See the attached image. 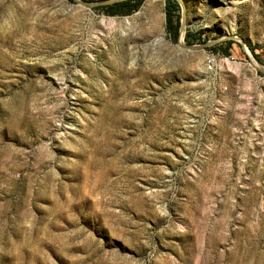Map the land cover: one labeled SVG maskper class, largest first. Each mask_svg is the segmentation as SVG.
Instances as JSON below:
<instances>
[{
	"label": "rangeland",
	"instance_id": "1",
	"mask_svg": "<svg viewBox=\"0 0 264 264\" xmlns=\"http://www.w3.org/2000/svg\"><path fill=\"white\" fill-rule=\"evenodd\" d=\"M177 2L0 0V264H264V0Z\"/></svg>",
	"mask_w": 264,
	"mask_h": 264
},
{
	"label": "trees",
	"instance_id": "2",
	"mask_svg": "<svg viewBox=\"0 0 264 264\" xmlns=\"http://www.w3.org/2000/svg\"><path fill=\"white\" fill-rule=\"evenodd\" d=\"M74 1V0H69ZM87 1H102V0H87ZM145 0H120L112 4L100 5L97 8L104 11L108 15H130L143 5ZM179 4L177 0H167L166 3V29L173 40H179L181 34V22L182 18L179 14ZM186 40L190 43L195 40L191 34L186 33ZM231 40L227 41L225 46V52L228 53V50L231 46Z\"/></svg>",
	"mask_w": 264,
	"mask_h": 264
},
{
	"label": "water",
	"instance_id": "3",
	"mask_svg": "<svg viewBox=\"0 0 264 264\" xmlns=\"http://www.w3.org/2000/svg\"><path fill=\"white\" fill-rule=\"evenodd\" d=\"M74 1H77V2H80L82 3L83 5L85 6H88V7H94V6H100V5H106V4H112V3H115L117 1H120V0H102V1H87V0H74ZM184 28H185V18L183 17L182 18V22H181V32L183 33L184 31ZM181 43V42H180ZM184 45V44H183ZM186 46H189V47H196L194 45H186Z\"/></svg>",
	"mask_w": 264,
	"mask_h": 264
},
{
	"label": "bare ground",
	"instance_id": "4",
	"mask_svg": "<svg viewBox=\"0 0 264 264\" xmlns=\"http://www.w3.org/2000/svg\"><path fill=\"white\" fill-rule=\"evenodd\" d=\"M116 24V23H115ZM181 37H183V34H182V36Z\"/></svg>",
	"mask_w": 264,
	"mask_h": 264
}]
</instances>
